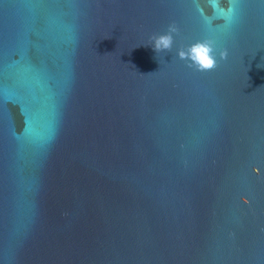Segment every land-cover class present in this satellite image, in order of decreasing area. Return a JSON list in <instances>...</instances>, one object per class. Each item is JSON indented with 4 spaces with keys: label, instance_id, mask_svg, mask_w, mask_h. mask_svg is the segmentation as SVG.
Listing matches in <instances>:
<instances>
[{
    "label": "water",
    "instance_id": "1",
    "mask_svg": "<svg viewBox=\"0 0 264 264\" xmlns=\"http://www.w3.org/2000/svg\"><path fill=\"white\" fill-rule=\"evenodd\" d=\"M0 264H264V0H0Z\"/></svg>",
    "mask_w": 264,
    "mask_h": 264
},
{
    "label": "clouds",
    "instance_id": "2",
    "mask_svg": "<svg viewBox=\"0 0 264 264\" xmlns=\"http://www.w3.org/2000/svg\"><path fill=\"white\" fill-rule=\"evenodd\" d=\"M179 29L175 24L169 25L166 34H158L150 37V46L155 53L170 52L174 46V36L178 34ZM216 49L212 41L195 43L178 52V57L188 62V67L195 68L199 72H210L216 69L218 65ZM227 51L220 53L221 59H227Z\"/></svg>",
    "mask_w": 264,
    "mask_h": 264
}]
</instances>
